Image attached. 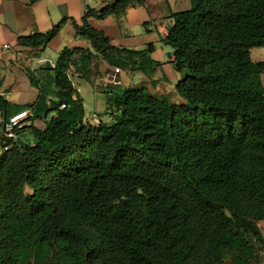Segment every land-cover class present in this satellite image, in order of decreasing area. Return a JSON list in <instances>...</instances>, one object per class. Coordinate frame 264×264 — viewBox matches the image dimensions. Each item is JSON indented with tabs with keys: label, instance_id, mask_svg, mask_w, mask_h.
Masks as SVG:
<instances>
[{
	"label": "trees",
	"instance_id": "obj_1",
	"mask_svg": "<svg viewBox=\"0 0 264 264\" xmlns=\"http://www.w3.org/2000/svg\"><path fill=\"white\" fill-rule=\"evenodd\" d=\"M146 1L113 0L73 22L91 49L64 48L47 67L51 97L28 68L34 103L0 94L5 120L31 109L44 123L21 130L32 144L9 141L0 153V264H260L264 62L249 52L264 48V0H190L170 14L163 42L186 102L143 87L106 92L111 122L92 125L70 71L88 78L102 59L148 75L159 63L113 46L88 19H120ZM65 21L16 44L41 51Z\"/></svg>",
	"mask_w": 264,
	"mask_h": 264
},
{
	"label": "rangeland",
	"instance_id": "obj_2",
	"mask_svg": "<svg viewBox=\"0 0 264 264\" xmlns=\"http://www.w3.org/2000/svg\"><path fill=\"white\" fill-rule=\"evenodd\" d=\"M75 1L82 5L85 11L88 10L86 6L94 10L101 6L94 0ZM51 3L52 0H27V4L23 5L14 2L13 14L0 20V27L4 35L0 48L2 49V46H5L0 54V79L2 80L0 94L9 102L18 98L21 103H31L37 95L36 89L27 82L21 70L22 67L37 68L38 64L36 62L38 58L43 56H46L47 60L55 62L58 53L62 49L73 46L75 30L69 24L67 26L61 24L58 36L45 49L41 51L32 50L33 53H37L26 58L17 53L19 47L16 45V35H14L15 37H8V33L15 28L18 36L28 35L31 30H35L31 23L33 17L37 19L38 26H43L39 32H46L53 26L59 25L62 21L61 18L51 23V20L56 17ZM139 7L142 17L145 18L138 22L125 20L122 23L124 16L121 17V22L120 19L110 16L114 19V23L107 25L106 31L101 26L106 24L105 20L108 17L104 20L91 19L90 24L103 30L106 37L117 47L137 51L148 50L151 59L158 62L159 65L155 66L154 71L148 75L143 74L141 71L126 69H120L116 73L115 68L110 67L102 59H98L94 62L95 80H93L94 78H82L70 71L69 78L73 86L76 87L79 96L83 98L85 121L91 119L93 115L99 120H108L109 116L106 113V105L104 104L107 91L121 93L126 88L143 87L149 94L163 98L170 103L180 104L186 102L176 91L177 82L182 78V74L174 69L169 57V55H172V49L163 42V38L164 33L171 25L169 15L189 10L191 7L190 0H147ZM77 24H81V22L77 21ZM249 53L253 62H264V48H252ZM11 56H17V60L8 61L7 58ZM260 82L263 87L264 74L260 75ZM98 111L100 114H97ZM1 131L2 128L0 127Z\"/></svg>",
	"mask_w": 264,
	"mask_h": 264
},
{
	"label": "crops",
	"instance_id": "obj_3",
	"mask_svg": "<svg viewBox=\"0 0 264 264\" xmlns=\"http://www.w3.org/2000/svg\"><path fill=\"white\" fill-rule=\"evenodd\" d=\"M14 2L22 4V5L23 4H27V0H13L12 2H11V0H0V20L2 18L10 17L13 14L12 7H13V3ZM51 4H52V7H53V9H54V11L56 13V17H55L54 20H51L52 21L51 23H53V21L59 20L61 18L62 20L63 19L66 20L65 23H64V25H66V26L68 24L73 26V22H75V23H77V21L81 22L83 16L90 9L88 6H86V8L88 10L85 11V9L82 8V5H79V3L77 1H75V0H52ZM102 7L103 6H99V8L96 11H99ZM143 18H145V17H142V15L140 13V7L137 6V7L130 8V9L126 10V13H125V15H124V17L122 19V23L125 22V20L130 21V22H138L139 20H141ZM91 19H93V18L88 19V23L89 24L91 22ZM105 22H106V24L102 25L101 28L106 31V26L107 25H112V23H114V19L112 17H108L105 20ZM120 22H121V18H120ZM31 23H32L33 27L35 28V30H31L28 35H31V34H33L35 32L45 33V32H39V30L41 31V27H43V26H38L39 24H37V19L36 18L33 17V19H31ZM95 29H97V28H95ZM98 30H101V29H98ZM16 31H17L16 28L13 31H10L8 33L9 34L8 37L11 38V37H15L14 35H16V40H17V37H19L21 35L18 36V34H16ZM47 31H49V30H47ZM101 31H103V30H101ZM104 34H105V32H104ZM28 35H25V36H28ZM162 37H163V35H162ZM2 39H4V35H3V30L0 27V44H1ZM110 42L113 45L111 40H110ZM72 44H73V46L65 47V48H70V49L71 48L91 49L90 45L88 44V42L86 40H84V39H80V38L76 37V34L74 35V39H73ZM113 46L117 47L116 45H113ZM3 47L5 48L4 45L2 46V49H3ZM18 47L19 48H18V52L17 53L21 54L24 58L30 56L31 54L34 55V54L37 53V52L33 53L34 51H32L30 49H27V48H23V47H20V46H18ZM6 48H8V47H6ZM2 49L0 48V54L2 52ZM59 53H58V55H59ZM58 55H57V57H58ZM16 58H17V56H15V57L11 56L10 58H7V59H8V61L11 62L14 59L16 61L17 60ZM172 59L173 58H172V55H171L170 60H172ZM97 60L98 59H96L94 62H96ZM55 62H51V61L47 60L46 56H43V57L38 58V61L36 62L38 64L37 68L30 69L29 67L24 66V68H28L32 72H34V74L36 75L37 79H39V85L42 87L43 91H45V93L47 95H49V97H51V95H52L51 88H50V82H51V79H52V76H53V72L51 70H48L47 67H49L50 69L53 68L54 65H55ZM93 66H94V63L92 65V67H91L92 73L90 74V76L88 78H94L93 80H95L96 79L95 78L96 70L94 69L95 66L94 67ZM21 70H22L27 82L29 83V81H28V79H27V77H26V75H25V73L23 71V67L21 68ZM98 78H99V76H98ZM90 80H92V79H90ZM75 89H76V87H75ZM107 92H109V91H107ZM37 95H38V91H37ZM37 95H36V97L34 98V100L31 103H21L20 99H18V98H16L15 100L11 101L10 103L14 104V105H18V106L26 105V104H32V103H34L36 101ZM81 99L83 100V98H81ZM104 104L106 105V98H105ZM105 108H106V106H105ZM25 110H29L31 112L30 117H29L30 119L28 120V122L30 124H33V126L35 128H37V129H43L44 123L41 120H33V119H31L32 117H34V112L31 109H23V110H20V111H16V112L12 113L10 116H8V119H6V120H5V118L3 116L0 115V126L5 121H8L11 117H13L16 114H18V113H20L22 111H25ZM97 114H100L99 111H98ZM49 117L50 116L47 117L46 121L49 120ZM31 120H33V121H31ZM102 122L109 124L111 122V118L109 117L108 120H106V121L102 120ZM15 142H17L19 144H32L33 143V138H32V135L29 133L28 130H24V131L20 132L17 135V138H16ZM258 227H259L260 232H261V234H262V236L264 238V220L260 221L258 223Z\"/></svg>",
	"mask_w": 264,
	"mask_h": 264
},
{
	"label": "built area",
	"instance_id": "obj_4",
	"mask_svg": "<svg viewBox=\"0 0 264 264\" xmlns=\"http://www.w3.org/2000/svg\"><path fill=\"white\" fill-rule=\"evenodd\" d=\"M89 1V0H87ZM98 2L101 6L109 4L113 0H94ZM166 35V33H164ZM165 37V36H164ZM116 73L119 72V69L114 70ZM64 105L60 107V109H64ZM31 112L29 110L22 111L15 116L11 117L8 121H5L0 127L2 131L0 132V153L7 149L6 144L9 141H15L17 135L21 132L24 127H28L30 123L28 122ZM101 120H99L96 116H92L91 119H87L86 122L97 125ZM96 123V124H95ZM260 264H264V251L261 255Z\"/></svg>",
	"mask_w": 264,
	"mask_h": 264
},
{
	"label": "water",
	"instance_id": "obj_5",
	"mask_svg": "<svg viewBox=\"0 0 264 264\" xmlns=\"http://www.w3.org/2000/svg\"><path fill=\"white\" fill-rule=\"evenodd\" d=\"M169 57H171V55H169Z\"/></svg>",
	"mask_w": 264,
	"mask_h": 264
}]
</instances>
